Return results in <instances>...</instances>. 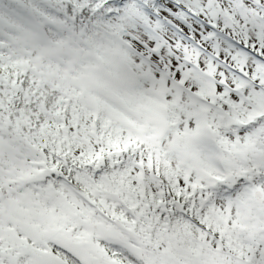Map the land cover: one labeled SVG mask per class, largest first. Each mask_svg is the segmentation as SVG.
Returning <instances> with one entry per match:
<instances>
[{
  "label": "snow or ice",
  "instance_id": "1",
  "mask_svg": "<svg viewBox=\"0 0 264 264\" xmlns=\"http://www.w3.org/2000/svg\"><path fill=\"white\" fill-rule=\"evenodd\" d=\"M0 264H264V0H0Z\"/></svg>",
  "mask_w": 264,
  "mask_h": 264
}]
</instances>
